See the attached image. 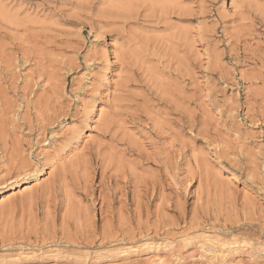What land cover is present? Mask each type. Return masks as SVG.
I'll use <instances>...</instances> for the list:
<instances>
[{
	"label": "rangeland",
	"instance_id": "374dc122",
	"mask_svg": "<svg viewBox=\"0 0 264 264\" xmlns=\"http://www.w3.org/2000/svg\"><path fill=\"white\" fill-rule=\"evenodd\" d=\"M27 183L0 264H264V0H0V196Z\"/></svg>",
	"mask_w": 264,
	"mask_h": 264
},
{
	"label": "bare ground",
	"instance_id": "6f19581e",
	"mask_svg": "<svg viewBox=\"0 0 264 264\" xmlns=\"http://www.w3.org/2000/svg\"><path fill=\"white\" fill-rule=\"evenodd\" d=\"M232 3V2H231ZM231 8L232 9H234L235 8V5L234 4H232V6H231ZM115 56H116V54H114ZM113 63V62H112ZM108 79V78H107ZM104 113V105L103 104H101L100 106H99V109H98V112L96 113L97 114V116H96V118H95V121H98V119L102 116V114ZM93 126V125H92ZM91 126V127H92ZM90 132L89 133H86V136L88 137V136H90ZM89 138V137H88ZM78 146L77 145H75L74 147H72L69 151H68V155H70V157L73 155V153L74 152H77V150H79L78 148H77ZM72 154V155H71ZM67 157H69V156H67ZM36 185V183H27V184H23V185H21V187H19V188H16V189H13V190H11V191H8L7 193H4V195H2V196H0V203H2V202H4V201H6V200H8V199H10V198H12L13 196H15L16 194H20V193H25L26 194V196H28V195H31V191L33 190V188H34V186Z\"/></svg>",
	"mask_w": 264,
	"mask_h": 264
}]
</instances>
